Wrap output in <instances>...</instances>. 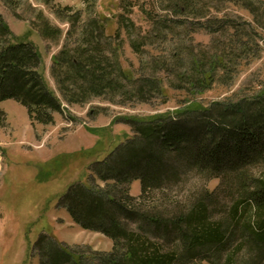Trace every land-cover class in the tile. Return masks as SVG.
<instances>
[{"label": "trees", "instance_id": "obj_1", "mask_svg": "<svg viewBox=\"0 0 264 264\" xmlns=\"http://www.w3.org/2000/svg\"><path fill=\"white\" fill-rule=\"evenodd\" d=\"M3 1L16 16L21 0ZM80 1L83 10L51 7L72 26L51 59L60 97L40 70L36 48L14 42L0 14V102L14 99L27 108L32 124L51 125L64 103L150 102L163 96L164 83L187 99L173 112L127 120L133 136L92 162L88 182L74 183L61 199L75 224L106 236L112 249L78 252L42 233L41 264H264V79L235 97L197 100L216 82L231 85L241 66L260 57L264 2L159 0L163 12L145 10L152 29L144 37L132 31L125 13L118 16L113 48L108 18L94 15L98 0ZM230 7L235 13L226 12ZM242 10L252 19H244ZM37 18L33 26L41 36L59 41L62 29L43 12ZM121 30L140 55L135 77L122 66ZM198 32L212 36L208 46L193 44ZM6 125L0 109V128ZM192 174L219 183L186 191ZM137 179L141 193L134 196ZM175 187L182 190L174 196Z\"/></svg>", "mask_w": 264, "mask_h": 264}, {"label": "rangeland", "instance_id": "obj_2", "mask_svg": "<svg viewBox=\"0 0 264 264\" xmlns=\"http://www.w3.org/2000/svg\"><path fill=\"white\" fill-rule=\"evenodd\" d=\"M53 3L71 5L74 10L84 9L80 0H21L15 16L0 0V14L11 28L14 42L30 43L36 48L42 59L40 70L49 87L60 97L50 74L51 59L62 49L72 26L57 17L51 9ZM120 4L121 0H98L94 13L108 18L106 38L113 48L115 38L110 36L119 28L118 16L125 13L135 25L132 31L144 37L152 29L145 10L163 12L159 0H124L123 9ZM39 12H43L52 25L62 29L59 41H46L33 26L39 22ZM226 12L235 13L231 7ZM238 12L244 19H252L248 12ZM87 17L84 11L83 20ZM261 32L264 34V30ZM76 36L74 34L73 38ZM121 38L122 66L129 76L135 77L140 55L130 47L128 32L121 30ZM193 38L194 45L208 46L212 36L198 32ZM263 79L264 43L260 57L241 66L231 85L216 82L197 100L208 103L235 97L241 89L257 88ZM186 99L183 91H175L164 83L163 96L150 102L121 105L94 98L83 105L64 103L63 112L55 114V123L51 125L32 124L27 108L14 99L0 102V109L7 117L6 127L0 128V264H41L37 242L42 233L54 236L78 252L110 251L113 242L101 233L80 228L60 201L71 185L88 182V167L92 162L104 158L133 136L127 120L173 112L185 105ZM196 176L192 174L184 183L186 191L198 193L202 186L213 189L219 183L218 179L202 182ZM181 190L175 187L170 194L175 196ZM140 193L141 181L137 179L131 185V194L138 196Z\"/></svg>", "mask_w": 264, "mask_h": 264}]
</instances>
